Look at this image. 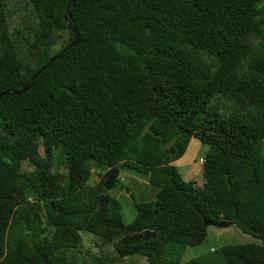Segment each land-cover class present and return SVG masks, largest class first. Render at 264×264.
<instances>
[{
    "label": "trees",
    "instance_id": "16d2710c",
    "mask_svg": "<svg viewBox=\"0 0 264 264\" xmlns=\"http://www.w3.org/2000/svg\"><path fill=\"white\" fill-rule=\"evenodd\" d=\"M69 1L0 0V264H264V0ZM225 221L257 242L182 261Z\"/></svg>",
    "mask_w": 264,
    "mask_h": 264
},
{
    "label": "rangeland",
    "instance_id": "374dc122",
    "mask_svg": "<svg viewBox=\"0 0 264 264\" xmlns=\"http://www.w3.org/2000/svg\"><path fill=\"white\" fill-rule=\"evenodd\" d=\"M206 151L207 146L205 144H202L195 139H191L183 156L174 163L178 173L185 182H199L201 170L200 164L202 163V158ZM94 175L95 174L92 176L93 180L95 179ZM120 176L123 181L121 183L123 187L121 189L112 190L111 195L114 196L118 201L120 205V215L122 221L124 224H127L133 219L135 214L133 205L154 198L156 190L149 186L139 174L129 175L128 172L124 171ZM206 233L207 234L203 240L202 248L191 251L190 253L186 252L182 261L194 258L222 245L243 244L250 241L257 242L249 236L242 234L234 225L231 224L225 227L209 226L207 227ZM80 236L84 248L88 249L89 253L91 254L95 253L96 248L91 242V235L81 232ZM86 257L87 255L85 253L80 254V260L77 264H82L83 260V264H92L91 262H87ZM129 264L133 263L131 262ZM141 264H145V262H141Z\"/></svg>",
    "mask_w": 264,
    "mask_h": 264
},
{
    "label": "water",
    "instance_id": "95a60500",
    "mask_svg": "<svg viewBox=\"0 0 264 264\" xmlns=\"http://www.w3.org/2000/svg\"><path fill=\"white\" fill-rule=\"evenodd\" d=\"M73 0H70L69 1V4L67 5V9L65 10V14L63 15V20H67V16H68V8L69 6L72 4ZM67 26L69 28V30L71 31L72 33V37H73V42L71 43L70 46H73L76 42H77V37L75 36V33H76V30L75 28H73L69 22H67ZM51 61H49L50 63ZM42 70H40L38 73H40ZM36 76V74H34L31 78H30V84L27 86V88H29L31 86V81L33 80V78ZM25 90V89H24ZM17 95V93H14ZM1 97V95H0ZM101 199H102V195L99 196V200H98V204L101 202ZM25 228H27V224L26 222L23 223ZM216 227H225V226H229L230 225V222L228 221H225V222H222V223H217V224H212Z\"/></svg>",
    "mask_w": 264,
    "mask_h": 264
}]
</instances>
